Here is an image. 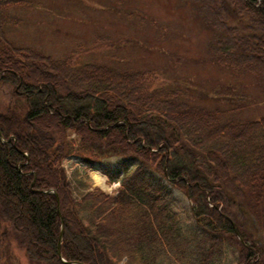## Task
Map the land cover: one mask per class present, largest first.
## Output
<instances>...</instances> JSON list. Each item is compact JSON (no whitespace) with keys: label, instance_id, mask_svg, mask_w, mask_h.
<instances>
[{"label":"trees","instance_id":"16d2710c","mask_svg":"<svg viewBox=\"0 0 264 264\" xmlns=\"http://www.w3.org/2000/svg\"><path fill=\"white\" fill-rule=\"evenodd\" d=\"M25 1L0 0V82L13 89L0 111L4 239L30 264H65L60 243L68 263L222 264L230 253L236 264H264V116L191 103L186 91L163 85L159 70L57 59L21 45L9 32L22 20L8 10L29 8ZM180 2L213 32L212 63L264 80V0ZM217 140L257 141L254 162L245 165L247 152L228 159ZM70 157L100 163L121 183L118 195L85 185L77 199L63 166ZM53 189L58 197L45 194ZM176 194L191 205V221ZM7 196L25 207L35 241Z\"/></svg>","mask_w":264,"mask_h":264},{"label":"rangeland","instance_id":"374dc122","mask_svg":"<svg viewBox=\"0 0 264 264\" xmlns=\"http://www.w3.org/2000/svg\"><path fill=\"white\" fill-rule=\"evenodd\" d=\"M29 1V8L17 2L8 10L11 16L22 20L9 32L11 39L19 44L36 47L58 59L72 56L80 63L135 70L159 69L164 76L161 80L163 84L187 90L192 103L230 111L237 109L235 116L239 118L259 119L264 116V80L212 63L208 45L214 38L213 32L180 0ZM25 2L27 5L28 0ZM73 78L74 75H71L70 79ZM54 81L58 92L61 91L62 82ZM120 86L128 94L126 84L121 83ZM12 101V86L0 82V111ZM62 104L65 105V102ZM75 137L71 134L72 139ZM216 143L228 159L231 160L239 152H247L245 165L254 162L250 149L257 141H248L240 146L236 145V141L217 140ZM63 166L77 199L85 192V185L102 188L94 181L91 169L83 168L75 159H65ZM111 186V191L103 189L113 195L119 185ZM176 195L177 209L182 212L184 220L191 221L188 218L191 205L183 195ZM6 199L14 214L31 228L28 237L35 241V229L26 216L25 207L15 196H7ZM5 230L0 223V237ZM252 230L258 238L259 230ZM0 262L29 264L25 253L16 248L14 241L4 237L0 239ZM164 264L179 263L166 261ZM222 264H236L235 256L227 254Z\"/></svg>","mask_w":264,"mask_h":264},{"label":"bare ground","instance_id":"6f19581e","mask_svg":"<svg viewBox=\"0 0 264 264\" xmlns=\"http://www.w3.org/2000/svg\"><path fill=\"white\" fill-rule=\"evenodd\" d=\"M91 175L96 182L97 185H100L105 190L111 191L112 187L107 185V179L102 175L100 170L98 169V165L96 164L91 170Z\"/></svg>","mask_w":264,"mask_h":264},{"label":"water","instance_id":"95a60500","mask_svg":"<svg viewBox=\"0 0 264 264\" xmlns=\"http://www.w3.org/2000/svg\"><path fill=\"white\" fill-rule=\"evenodd\" d=\"M59 257L62 258L61 250L59 249Z\"/></svg>","mask_w":264,"mask_h":264}]
</instances>
